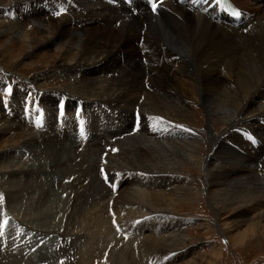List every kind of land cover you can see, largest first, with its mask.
<instances>
[{
    "label": "bare ground",
    "instance_id": "bare-ground-1",
    "mask_svg": "<svg viewBox=\"0 0 264 264\" xmlns=\"http://www.w3.org/2000/svg\"><path fill=\"white\" fill-rule=\"evenodd\" d=\"M9 1L0 4V40L35 43L26 60L57 48L55 75L71 84L50 92L39 88L45 75L31 78L39 107L32 114L53 115L42 128L22 111L26 90L0 80L13 105L6 113L0 99V140L25 134L0 153V195L28 233L54 236L60 264H136L128 244H138L143 264H201L180 253L190 222L174 213L202 192L179 174L197 161L218 216L234 208L246 226L232 243L264 239V0H225L243 14L222 12L236 26L178 0L155 12L139 2ZM190 100L203 129L188 124ZM65 109L73 111L61 121L76 116L67 132L54 117ZM201 144L210 155L198 160Z\"/></svg>",
    "mask_w": 264,
    "mask_h": 264
},
{
    "label": "rangeland",
    "instance_id": "rangeland-1",
    "mask_svg": "<svg viewBox=\"0 0 264 264\" xmlns=\"http://www.w3.org/2000/svg\"><path fill=\"white\" fill-rule=\"evenodd\" d=\"M5 3L10 4L11 1L0 0V4ZM26 31L29 35L36 36V40H40L34 32V28L30 24L26 25ZM10 41V37L5 40H0V80L9 83L10 86H13L14 88L17 87L26 90L24 97H21L18 100L21 102L20 106L23 108L22 111L26 116L34 117L39 120V127L42 126L43 128L45 126L43 124L44 121L48 122V119L53 115L46 117V113L42 110L37 111L38 113L36 115L32 114L39 107L36 101V87L33 85L31 86L30 82L31 78L45 75L46 79L42 82V85H39L41 90L51 92V90L55 91L56 89L67 88L70 86V81L62 80L55 75L60 71L57 63L60 55L62 56V52L58 51L57 48H54L40 53L38 52V54L33 56L32 59L26 60L24 59L25 55L32 52V48H35L36 44H30L24 36H20V39L14 45H9ZM73 57H75V53L72 54V58ZM0 99L3 102L2 105H4V112H11V107H13L12 91L7 93V95L4 94L3 96L0 94ZM188 104L190 106V118L187 117L189 120L188 124L192 127L198 125L194 128L203 129L204 120H202L203 116L200 106L194 100H190V103ZM62 111L63 112L56 111L57 116L55 115L54 117L57 122V127L59 128L58 131L60 129H64L67 132L75 123L74 118L76 116H68L67 119L61 121L59 118L61 116L60 113H71L73 110L65 109ZM80 113L82 114L79 115L80 117H85V113L83 111ZM5 125L6 121L1 119L0 131ZM222 130L223 128L219 127L216 129V132L220 133ZM56 133L57 131L54 132V135H56ZM71 135L72 134L69 136ZM23 137H25L24 133L17 134V132L9 131L8 134L0 140V153L6 150H13L12 146H17ZM253 137L257 139L255 136ZM20 146L21 145H19V147ZM206 147V144H201V148L198 150L196 155L198 160L202 159L203 156L210 155L207 154L208 150ZM197 164L198 161L194 164V167H186L184 168V171H179L180 176L191 178L194 183L193 186L198 190H202V192H200V194L198 193L196 196V200L189 202V204L185 206L183 204L182 206H178L177 210L174 212L176 216L190 222L189 225L185 226L188 240L185 247H180L182 248L180 253L184 252L183 254H186L185 251H189L191 253L190 257L194 258L196 262L201 264H264V239L260 241H252L240 248L239 246L234 245L229 239L231 237H236L239 232L245 229L246 226L242 222H238L237 219L233 218V215L237 213L234 208H228L222 216H218L214 207L208 202L209 200L206 196L207 191L204 185V174L203 171L199 169ZM10 206L6 200L3 199L0 201V249L2 247L0 250V264H60L61 261L57 260L56 249L54 245H52L54 244V236L52 234H49L50 236L42 235L41 233H38V236L37 233H28V231L24 228L22 221H20L21 224H19V221L14 220V218L11 217ZM218 220H222V222L219 224ZM223 223H227V229L226 227L221 226ZM234 225H236V227ZM15 236L17 238H19V236L27 238L24 240L26 243L22 241L21 244H19L20 242L16 240ZM120 239L122 240V238ZM122 241L127 243V241L129 242L130 240L123 239ZM6 245L12 246L5 247ZM137 245H126V251L128 250L127 253L130 251L128 255L133 262L136 264H143L144 258L142 256L139 257L140 253L138 254L139 250L137 251ZM9 248H11L10 251L7 250ZM218 250H221L222 254L220 253V256L216 258L215 255L218 253ZM136 252L138 255L135 254ZM73 256L72 260L73 258L75 259L76 252ZM148 261L151 263L150 260Z\"/></svg>",
    "mask_w": 264,
    "mask_h": 264
},
{
    "label": "snow or ice",
    "instance_id": "snow-or-ice-1",
    "mask_svg": "<svg viewBox=\"0 0 264 264\" xmlns=\"http://www.w3.org/2000/svg\"><path fill=\"white\" fill-rule=\"evenodd\" d=\"M161 2H162V0H161ZM216 2L219 3L220 0H216ZM150 3H151L152 11L155 12L157 10V3L155 2V0H150ZM62 11H64V10L61 9V12ZM61 12H57L56 15H60ZM233 14L237 15V16L240 15L239 12H234ZM10 91H11L10 88L6 90V92H8V93H10ZM101 172H103V169H101ZM2 200H3V197H2V195H0V201H2Z\"/></svg>",
    "mask_w": 264,
    "mask_h": 264
}]
</instances>
